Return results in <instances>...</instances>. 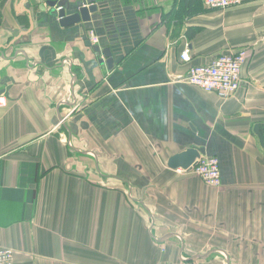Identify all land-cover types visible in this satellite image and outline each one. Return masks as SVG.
Masks as SVG:
<instances>
[{"label": "crops", "instance_id": "1", "mask_svg": "<svg viewBox=\"0 0 264 264\" xmlns=\"http://www.w3.org/2000/svg\"><path fill=\"white\" fill-rule=\"evenodd\" d=\"M98 1L63 27L0 0V247L15 264H264V0ZM245 49L232 97L186 80ZM189 147L220 159L219 188L168 166Z\"/></svg>", "mask_w": 264, "mask_h": 264}, {"label": "built area", "instance_id": "2", "mask_svg": "<svg viewBox=\"0 0 264 264\" xmlns=\"http://www.w3.org/2000/svg\"><path fill=\"white\" fill-rule=\"evenodd\" d=\"M45 1V0H40ZM210 9H227L240 5L243 0H202ZM93 43L99 41L98 36L91 31ZM248 50H239L232 53H222L216 56L208 64H197L191 66L186 80L205 91L214 92L222 98L232 97L237 93L241 85V73L244 64L251 57ZM182 60L190 61L189 50L186 49ZM5 103V97L0 95V108ZM181 170V169H180ZM182 171V170H181ZM185 172V171H184ZM191 173L200 177L207 185L219 188L222 184L221 162L217 156L202 155ZM2 180L0 176V189ZM14 250L12 248L0 247V264H15ZM158 264H210L199 262H161Z\"/></svg>", "mask_w": 264, "mask_h": 264}, {"label": "water", "instance_id": "3", "mask_svg": "<svg viewBox=\"0 0 264 264\" xmlns=\"http://www.w3.org/2000/svg\"><path fill=\"white\" fill-rule=\"evenodd\" d=\"M46 5L53 9L60 25L63 27L90 23L94 19L93 15L99 11L100 6L98 0H47ZM92 29L94 28L89 30ZM86 44L92 47L101 57L100 63L106 62L109 69L113 68L115 57L110 47H103L100 44L93 45L89 38ZM206 153L207 151L204 147H189L170 157L168 166L175 170L182 169L191 172L197 164V160Z\"/></svg>", "mask_w": 264, "mask_h": 264}, {"label": "trees", "instance_id": "4", "mask_svg": "<svg viewBox=\"0 0 264 264\" xmlns=\"http://www.w3.org/2000/svg\"><path fill=\"white\" fill-rule=\"evenodd\" d=\"M1 23V22H0ZM258 135H261L262 136V140H261V142H262V144H264V131H263V129H258Z\"/></svg>", "mask_w": 264, "mask_h": 264}]
</instances>
